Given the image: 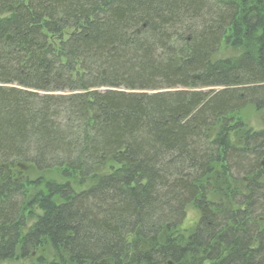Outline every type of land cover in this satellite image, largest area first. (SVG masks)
Instances as JSON below:
<instances>
[{"label":"trees","instance_id":"16d2710c","mask_svg":"<svg viewBox=\"0 0 264 264\" xmlns=\"http://www.w3.org/2000/svg\"><path fill=\"white\" fill-rule=\"evenodd\" d=\"M262 1L0 0V261L264 264Z\"/></svg>","mask_w":264,"mask_h":264},{"label":"rangeland","instance_id":"374dc122","mask_svg":"<svg viewBox=\"0 0 264 264\" xmlns=\"http://www.w3.org/2000/svg\"><path fill=\"white\" fill-rule=\"evenodd\" d=\"M239 1V0H236ZM264 3V0L262 1ZM236 53V52H235ZM233 54V52L230 50V48L226 47L224 42L221 44L220 52L216 55V59H224L227 58ZM234 121L238 122V124L234 127H237V130H234L235 134H240L241 130L243 132L248 131H259L264 129V109L257 110L256 108L250 106L234 115ZM15 169H12L11 172L8 169V172L10 176L14 179H18L20 183H25L24 180L29 182L30 184H33L34 186L36 182L42 179H52L59 181L61 180V177L59 176L58 170H51V172H41L39 173L37 170L34 169V167L30 164H22L17 165ZM108 172V167H105L101 170V173ZM19 173H21V176H18ZM3 176L0 177V185L3 182H6L8 179V174L2 171ZM217 181H212V184H215ZM218 185V183H216ZM41 186L34 187L33 186H26V192L27 195L24 196L25 200L27 201L29 199V196L33 195L37 190H39ZM213 199H217L215 196H212ZM36 214H38V211L35 210L34 214L30 217H27V214L25 215V230L29 229L32 224L34 223L36 219ZM198 220V214L194 207L190 206L187 209L186 218L184 220L183 224V230L184 229H191L193 228L194 224ZM18 252V250H17ZM52 261L56 262L55 258L52 255L51 249L44 245L43 247L37 248L34 251V254L32 256H29L27 258H19L17 256L0 261V264H50Z\"/></svg>","mask_w":264,"mask_h":264}]
</instances>
